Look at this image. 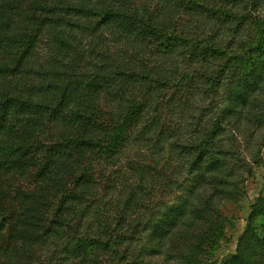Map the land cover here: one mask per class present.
I'll use <instances>...</instances> for the list:
<instances>
[{
	"label": "trees",
	"instance_id": "1",
	"mask_svg": "<svg viewBox=\"0 0 264 264\" xmlns=\"http://www.w3.org/2000/svg\"><path fill=\"white\" fill-rule=\"evenodd\" d=\"M244 3L0 0V264H134L151 238L144 200L184 183L158 204L153 247L212 257L231 226L222 204L247 195L264 149V19L249 22ZM131 148L145 162L99 168ZM155 148L166 166L182 157L187 178L146 162ZM262 179L235 252L211 264L263 263Z\"/></svg>",
	"mask_w": 264,
	"mask_h": 264
},
{
	"label": "rangeland",
	"instance_id": "2",
	"mask_svg": "<svg viewBox=\"0 0 264 264\" xmlns=\"http://www.w3.org/2000/svg\"><path fill=\"white\" fill-rule=\"evenodd\" d=\"M241 8L245 9L246 16L248 17L249 22H252L251 20H262L264 19V0H245V3L242 4ZM248 24V23H247ZM257 24V23H256ZM244 26V25H243ZM253 24L248 25L247 28L241 29V33L239 36H244L248 40H252L254 38L253 34ZM247 36V37H246ZM109 42V40H107ZM106 43V42H105ZM108 46H110L109 43H106ZM88 46H84L86 49ZM49 41L46 38H43L42 41L39 44L38 47V56L37 61L42 62L46 59L47 55L49 54ZM146 150V149H144ZM256 152V149L253 150ZM136 149H126L121 155L114 158L113 163L106 164L103 163V167L100 165V169H103L105 167L106 172H112V171H127L125 170L127 167V164H129V161L132 159H136V162L142 163L145 162L144 158H140L136 156ZM156 148L154 151L146 150V157L148 161L146 162H157V166L155 167L158 170H164L167 172V175H169L173 170L177 171V177L174 178L177 180V182H182L184 179L187 178V175L184 171L183 167V158L178 157L174 158L172 162L170 163V166H166V155L163 154H157ZM246 154H245V153ZM243 153L247 157L249 154L245 150ZM260 163H254L249 162L251 164V172L246 176V179L242 185L243 190L247 192V195L243 197L241 195L240 200L238 203L232 202V201H225L222 204V214L226 217H229L231 220V226L227 225L228 223H225L224 225V232L220 234L217 237V241L215 245L213 246V249L209 251L208 255H211L210 259H208L206 262L203 261L200 264H211L214 258H222L226 254L234 253L237 245L239 243V238L243 234V231L246 226L245 216L248 212V204L254 200L256 195L258 194L260 188L263 185V175H264V149L260 151ZM150 160V161H149ZM126 166V167H125ZM155 166V165H154ZM186 177V178H185ZM242 184V183H241ZM175 187H170L168 189L163 190L156 187L158 189H153L154 196L148 197L144 200L145 206L148 207V211L145 215L146 219H143L141 222L147 223L146 226H148V232L147 234L142 231L141 237L147 235L150 237L147 241V238L142 240L140 243L141 246L137 248V255L138 258L135 259L134 264H189L187 261H180L177 262L175 260V252L171 248L167 250L165 249H155L153 247L154 239L159 235V232L155 230V226L157 224V218L158 215H160L163 212V209L161 211H158V204H164V206H168L172 200L178 196H182L188 187V183L180 184ZM149 186L148 188H150ZM104 198L101 200L100 203H106L104 206L103 204H100L103 208V211L107 213L112 207L114 206L115 197L118 195V192H113L112 190L107 192L106 194L103 192ZM150 200V201H149ZM170 202V203H169ZM158 211L157 215H154L155 212ZM129 215V214H128ZM138 217V216H136ZM143 223V226L145 224ZM143 228V227H142ZM254 229L256 233L258 234L259 238L264 242V218H259L254 223ZM152 230V231H151ZM141 231V230H140ZM139 231V232H140ZM146 237V236H145ZM207 253V251H206ZM200 256H204V253L202 252ZM108 262H111V258H106ZM106 261V260H105ZM113 264V263H110ZM264 264V261L263 263Z\"/></svg>",
	"mask_w": 264,
	"mask_h": 264
}]
</instances>
